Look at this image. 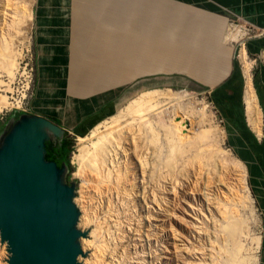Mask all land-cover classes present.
I'll use <instances>...</instances> for the list:
<instances>
[{
  "label": "crops",
  "instance_id": "1",
  "mask_svg": "<svg viewBox=\"0 0 264 264\" xmlns=\"http://www.w3.org/2000/svg\"><path fill=\"white\" fill-rule=\"evenodd\" d=\"M237 18L262 30L242 49L252 66L260 134L247 113L240 45L227 35ZM30 28L38 93L37 112L27 114L51 120L64 138L81 137L123 109L142 84L156 85L158 75L200 83L228 144L251 163L264 216V153L251 149L264 147V0H32ZM257 264H264V236Z\"/></svg>",
  "mask_w": 264,
  "mask_h": 264
},
{
  "label": "rangeland",
  "instance_id": "2",
  "mask_svg": "<svg viewBox=\"0 0 264 264\" xmlns=\"http://www.w3.org/2000/svg\"><path fill=\"white\" fill-rule=\"evenodd\" d=\"M25 1L24 3L29 9L32 0ZM29 22L25 39L21 45L23 58L19 60V64L21 63L19 75H16L17 78L10 84V89L0 91L1 96L3 95L13 102L12 106L5 107L0 112V134L6 128L16 131L18 126L15 123L23 113L37 112L35 106L38 85L36 83V65L31 48ZM227 35L232 40L233 36L236 37L240 34L230 32L228 29ZM238 39L239 37L234 43H239ZM236 60L240 63L243 73L244 67L248 68L251 65L244 50H241L240 54L239 51L236 53ZM251 67H249L250 70ZM249 72L251 73V71ZM159 76L161 77L157 79L156 85L150 86L148 82L144 83L146 85L142 84L144 87L134 91L121 108H124L142 91L156 88L168 91V88H171V90L183 95L184 101L179 103L190 102V107L185 111L191 114L193 126L197 132L199 126L212 130L219 128L223 131L218 134L221 137L217 136L216 140L212 139L214 142L200 143L194 152L191 151L187 154L192 161H188L183 167L178 166L171 171L164 166L154 168L153 178H151L154 184L144 182V186L147 188L140 187L134 193H129L130 202L117 204V202H110L111 200L109 201L105 196L101 197L99 194V196H95V187H88L89 190L83 187V178L78 175L79 165L74 161V155L81 148L80 137L69 135L73 138L69 163L63 173H58V181L68 189L67 196L75 212L76 229L83 233V236L78 240V246L83 252L79 256L78 262L84 264L83 261H86L87 258L90 261L92 258L93 250L84 248V246L87 240H92L90 233L96 227L102 232L97 244L102 242L101 245L106 248V252L104 251L106 255L103 252V264H184L175 262L177 260L175 258L176 248L183 249L188 245L190 238H196V235L192 232V213L183 201L189 203L195 212L200 213L204 222L210 224L209 229L213 232L220 225L225 226L228 220L222 209L227 207V199L234 197L236 201L238 198L241 199L242 205L239 203V199L236 208L240 217L242 216L244 221L247 220L246 233L248 232L249 239L246 241V247L250 251L247 252L249 264H257L260 260L264 236V216L250 184L251 163L236 154L232 146L228 144L227 129L224 123L220 122L221 117H219L217 108L212 102L208 89H205L200 83L192 81L177 80V83H170L172 81L170 76H175L174 74L163 73ZM174 78L177 79V77ZM2 80L8 83V78L2 77ZM198 105L204 107L202 113L199 112ZM191 106L196 108L191 110ZM182 107L184 108V104ZM40 114L44 115L43 113ZM181 114L182 112L179 115ZM53 142L57 143L55 140ZM2 149H0L1 152L6 149V145L2 146ZM198 150L202 151V154ZM216 150L226 152L229 162H222L221 160L206 162L203 156L205 155L207 158L206 153L216 152ZM132 155L133 153L126 156L129 159ZM178 163L184 164L185 161ZM120 166L122 169L115 172L120 174L122 171L124 175L127 170L123 169V164ZM127 166L130 165L127 164ZM200 172L202 179L200 177L197 180ZM187 191L193 192L197 196L208 193L205 203L202 204L200 198L193 201L192 199L189 200L186 198ZM102 238L103 240H101ZM175 238H178L177 245L174 243ZM224 246L225 243L221 236L217 237L212 234L211 244L209 240L207 242L205 264H225L223 260ZM10 256L9 246L2 241L0 234V264H9Z\"/></svg>",
  "mask_w": 264,
  "mask_h": 264
},
{
  "label": "bare ground",
  "instance_id": "3",
  "mask_svg": "<svg viewBox=\"0 0 264 264\" xmlns=\"http://www.w3.org/2000/svg\"><path fill=\"white\" fill-rule=\"evenodd\" d=\"M24 2L26 1L0 0V91L10 89V84L20 72L19 65L21 63L19 64V60L23 58L21 45L31 19V6L28 9ZM237 37L238 35L232 37L233 42ZM249 67H244L246 76L245 102L250 124L253 130L260 134L257 102ZM2 77L8 78V83L3 82ZM183 101V95L171 89L168 91L163 89L144 91L116 115L95 126L87 136L80 137L81 148L74 155V161L79 165L78 175L83 178V187L87 190H89L88 187H95V196L99 194L101 197H107L109 201L111 200L110 202L126 204L131 201L130 192L134 193L140 187L147 188L144 186L146 181L154 184L151 179L154 168L164 166L171 171L175 167H183L188 161H192L187 154L191 151L194 152L200 143L206 144L216 140L217 136L221 137L218 134L223 131L219 128L212 130L199 126L197 132L194 129L191 114L185 111L190 107V102L179 103ZM12 105L13 102L0 94V112L3 108ZM194 108L196 107L191 106V110ZM203 111L204 107L199 106V112ZM181 112L182 114L179 115ZM199 152L202 154V151ZM132 153V157L128 159L126 155ZM226 154V152L216 150V152L206 153L207 158L205 155L203 157L208 163L216 160L229 162ZM180 161H185V163L179 164ZM120 164H123V169L127 170L124 175L122 171L120 174L115 172L122 169ZM199 178L202 179L201 172L197 176V180ZM206 196L208 193L197 196L193 192H186V198L192 199V201L200 198L202 204L205 203ZM238 201L234 197L227 199V207L222 211L228 221L225 226L222 224L213 232L209 229L210 224L204 222L200 213L195 212L189 203L183 201L192 213V232L195 233L196 238L191 237L189 242L187 241L188 245L183 249L176 248L175 258L177 260L175 262L205 264L207 242L209 240L211 244V236L215 234L217 237L221 236L225 243L223 254L225 264H249L247 252L250 251L246 247V241L249 239L248 232L246 233L247 220L244 221L239 215L236 206L241 203V199L239 203ZM90 234L92 240H87V238L84 248L92 249L93 256L91 255L90 261L87 258L83 263L103 264V252L106 248L101 245L102 242L97 244L102 232L95 227V230H92ZM177 241L178 238H175V245H177ZM3 242L9 246L8 239ZM10 255L13 256L11 250Z\"/></svg>",
  "mask_w": 264,
  "mask_h": 264
},
{
  "label": "water",
  "instance_id": "4",
  "mask_svg": "<svg viewBox=\"0 0 264 264\" xmlns=\"http://www.w3.org/2000/svg\"><path fill=\"white\" fill-rule=\"evenodd\" d=\"M15 124L16 131L0 134V149L6 145L0 151V229L13 253L9 264H80L83 233L76 229L68 189L58 181L68 163L59 167L46 158V142L61 141L64 131L27 113Z\"/></svg>",
  "mask_w": 264,
  "mask_h": 264
},
{
  "label": "trees",
  "instance_id": "5",
  "mask_svg": "<svg viewBox=\"0 0 264 264\" xmlns=\"http://www.w3.org/2000/svg\"><path fill=\"white\" fill-rule=\"evenodd\" d=\"M73 145V138L67 135L61 141L54 143L53 141L46 142V158L49 161H55L60 167L64 162L69 163V154ZM251 149L256 153H264V147L258 148L251 145Z\"/></svg>",
  "mask_w": 264,
  "mask_h": 264
},
{
  "label": "built area",
  "instance_id": "6",
  "mask_svg": "<svg viewBox=\"0 0 264 264\" xmlns=\"http://www.w3.org/2000/svg\"><path fill=\"white\" fill-rule=\"evenodd\" d=\"M229 30L230 32L233 31L235 33L237 32V34H240L238 36L239 43H237L240 45V50L245 48L244 41L246 38L257 36L260 33H262V30H260L257 26H255L254 24H252L251 22L243 18H237L234 20H230ZM240 50H239V54H240ZM251 73H252V67H251ZM220 122L223 123V120L220 119Z\"/></svg>",
  "mask_w": 264,
  "mask_h": 264
}]
</instances>
